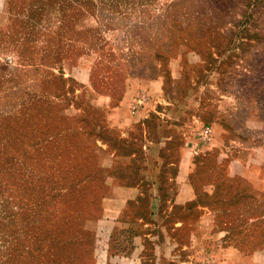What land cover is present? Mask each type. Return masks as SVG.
I'll return each instance as SVG.
<instances>
[{"label": "rangeland", "instance_id": "374dc122", "mask_svg": "<svg viewBox=\"0 0 264 264\" xmlns=\"http://www.w3.org/2000/svg\"><path fill=\"white\" fill-rule=\"evenodd\" d=\"M259 1L246 16L243 0H0V264H113L123 255L117 236L133 244L128 257L140 249L142 264H156L160 243L194 264H215L228 245L243 254L239 264L264 258V187L254 186L264 185ZM214 20L243 32L219 28L214 38ZM158 78L166 103L151 116L198 149L191 181L212 190L202 198L219 213L200 218L207 210L180 206L172 218L148 219L143 197L112 227L102 204L131 137L107 127L103 97L115 105L132 91L131 103L148 102ZM179 140L166 146L168 182ZM236 166L243 175H230ZM195 230L200 247L188 251Z\"/></svg>", "mask_w": 264, "mask_h": 264}, {"label": "crops", "instance_id": "0c3cea01", "mask_svg": "<svg viewBox=\"0 0 264 264\" xmlns=\"http://www.w3.org/2000/svg\"><path fill=\"white\" fill-rule=\"evenodd\" d=\"M164 86V78L150 80L147 90H149L148 93L152 99L148 102H142V99H138L135 100V104L131 103L132 91H127L115 105H113L110 97H103V109L105 110L107 127L120 131L123 136H130L131 144H134L133 149L135 150V152L129 153V160H126L128 157H123V163H117L116 183L112 186L110 194L103 200V219L111 224L112 227L119 223V220L131 217L129 216V211L132 204H139L143 197L147 198L150 206L149 218L155 220L168 218L177 206L186 208L190 203L198 201V192L191 181L193 172L191 166L197 161L198 149L184 145V138L180 134L173 132V123L157 116L158 118L155 122H151V128L150 124H148L149 118L152 119L151 115L155 112L160 113L159 108L165 107L163 106L166 103ZM139 89H142V86ZM130 128H133L138 136L134 135L132 137ZM175 136L180 139V146L175 152L179 160L178 172L174 178H169L170 182H168V178L166 180L163 178L166 160L164 154H166V146L171 143ZM137 142L138 144H136ZM121 154H128V151ZM137 155L142 156L141 159ZM136 167L139 170L138 175L134 173ZM237 167L231 168V176L243 175L242 169L238 170ZM144 183H148L146 185L149 192L147 190L146 194L143 192ZM254 186L258 190L264 187L263 182L260 180ZM207 193L212 195V190H207ZM196 207L200 211L207 210L204 215L201 214L200 218L205 215L210 218L219 213V210L215 207L201 204ZM110 231L112 230L110 229ZM197 231H192V236L196 241L186 247L188 251H197L198 247H200L197 238L199 231ZM155 234L161 236L166 234V232L161 229ZM176 247L177 245L168 247L165 243L155 245L156 264H194L193 261H188L185 258L179 257V259H176ZM138 251L140 249H137L131 257L119 255L112 260L113 264H142ZM223 251H225L226 255L223 258L216 259L214 261L215 264H239L244 261L243 254L235 245H228L223 248ZM249 258L255 264H264V258L262 259L261 253L253 254Z\"/></svg>", "mask_w": 264, "mask_h": 264}, {"label": "trees", "instance_id": "16d2710c", "mask_svg": "<svg viewBox=\"0 0 264 264\" xmlns=\"http://www.w3.org/2000/svg\"><path fill=\"white\" fill-rule=\"evenodd\" d=\"M211 2H217V1H224V0H210ZM226 2H230V0H225ZM243 2H245V6H246V11L248 10L249 12L251 11H254L255 9H257V8H259L260 7V1L259 0H243ZM217 4V3H216ZM248 11H247V13H246V16H248ZM213 24H214V26L213 25H210L211 27H212V29L215 31V33H216V35H215V37L214 38H217V30L219 29V28H221L223 31H225V32H228V31H232V28L234 27L235 29L237 28V25L236 24H234V23H231V22H225V20H214L213 22H212ZM238 25H239V28H238V30H236V31H232V37L233 38H238V37H240V35L242 34V32H243V30H242V28H240L241 27V25L238 23ZM244 28V30H247V29H245V27H243ZM249 36H252V35H249ZM4 70V69H3ZM4 71H6V69L4 70ZM153 117V119H151V121H149L148 120V124H150L152 121H154L155 122V120L158 118L157 116H152ZM132 142H129L128 144L129 145H124V147L122 148V150H121V153H126L127 152V150H128V154L129 153H132V152H135V150L133 149V145L134 144H131ZM129 146H131L130 148H129ZM198 159V158H197ZM117 172V169L115 168V170H113L112 171V175H113V177H115V173ZM134 173L136 174V175H138L139 174V170H138V168L134 171ZM137 177V176H136ZM163 178H164V180H166V176H165V171H164V173H163ZM116 179V178H115ZM144 185H145V183H144ZM216 187V186H215ZM195 189L197 190V194H198V201L197 202H192V203H190L188 206H187V209H192L193 207H196L198 204L200 205H203V206H208V205H205L204 204V200H203V198L202 197H210V196H213V194L212 195H210V194H208L207 192H205V191H199V187L197 186V185H195ZM202 192V193H201ZM241 197H243V195L242 194H240L239 192H237L234 196H232V198L233 199H235V200H238V199H241ZM142 199H144V198H142ZM146 200V203L148 204V206H149V203L147 202V198L145 199ZM182 208H183V206H181ZM177 209H181L180 208V206H177V207H175V210L173 211V213L171 214V216H169L168 218H172V217H174V215H175V213H176V211H177ZM191 211V210H190ZM147 214V216L150 214V208H149V211L146 213ZM168 218H165V219H168ZM148 219H151V218H149V216H148ZM182 222H184V220H182ZM185 224V223H184ZM120 235V234H119ZM119 237H121V236H117V238H116V241H115V239L113 240L115 243H114V250L115 251H117V253L118 254H123V255H126V256H129L130 255V253L132 252V250H133V244H131V246H129V247H126V245L124 244H122L120 241H117V239H119ZM125 239V238H124ZM132 242V241H131ZM131 249V250H130Z\"/></svg>", "mask_w": 264, "mask_h": 264}, {"label": "built area", "instance_id": "2783aa9c", "mask_svg": "<svg viewBox=\"0 0 264 264\" xmlns=\"http://www.w3.org/2000/svg\"><path fill=\"white\" fill-rule=\"evenodd\" d=\"M203 135L205 138H208L210 136V130L209 129H206L204 132H203Z\"/></svg>", "mask_w": 264, "mask_h": 264}]
</instances>
